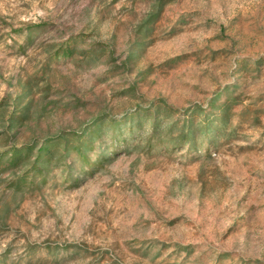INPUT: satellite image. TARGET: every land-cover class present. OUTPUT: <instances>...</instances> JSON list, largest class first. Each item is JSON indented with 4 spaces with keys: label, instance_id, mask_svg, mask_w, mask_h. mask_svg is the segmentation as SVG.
Here are the masks:
<instances>
[{
    "label": "rangeland",
    "instance_id": "1",
    "mask_svg": "<svg viewBox=\"0 0 264 264\" xmlns=\"http://www.w3.org/2000/svg\"><path fill=\"white\" fill-rule=\"evenodd\" d=\"M163 1L147 34L154 0H0L1 114L28 115L0 148L236 101L210 156L140 149L20 195L3 175L0 264H264V0Z\"/></svg>",
    "mask_w": 264,
    "mask_h": 264
},
{
    "label": "trees",
    "instance_id": "2",
    "mask_svg": "<svg viewBox=\"0 0 264 264\" xmlns=\"http://www.w3.org/2000/svg\"><path fill=\"white\" fill-rule=\"evenodd\" d=\"M154 1L153 13L139 27L147 34L167 3ZM27 40L31 42L33 38L28 35ZM74 46L68 49L73 50ZM220 98L216 95L205 109L195 105L177 110L158 102L120 119L97 118L78 131L60 132L27 144H9L0 148V180L5 174L11 176L6 189L20 195L46 185L54 172L59 171L64 180L78 184L79 177L93 175L118 156L140 149L146 154L159 148L165 151L187 148L196 152L204 149L210 156V150L219 147L220 139L231 142L235 138L231 111L236 101L227 98L220 102ZM25 111L26 107L17 114L3 116L0 108V139L27 118Z\"/></svg>",
    "mask_w": 264,
    "mask_h": 264
}]
</instances>
